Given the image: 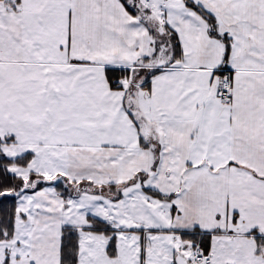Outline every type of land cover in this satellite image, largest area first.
<instances>
[{
    "label": "snow or ice",
    "instance_id": "6c2138e0",
    "mask_svg": "<svg viewBox=\"0 0 264 264\" xmlns=\"http://www.w3.org/2000/svg\"><path fill=\"white\" fill-rule=\"evenodd\" d=\"M0 264H264V0H0Z\"/></svg>",
    "mask_w": 264,
    "mask_h": 264
}]
</instances>
